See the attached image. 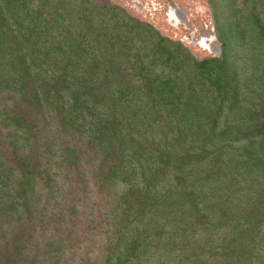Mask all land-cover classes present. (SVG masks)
I'll use <instances>...</instances> for the list:
<instances>
[{
    "label": "trees",
    "instance_id": "16d2710c",
    "mask_svg": "<svg viewBox=\"0 0 264 264\" xmlns=\"http://www.w3.org/2000/svg\"><path fill=\"white\" fill-rule=\"evenodd\" d=\"M205 1L221 55L197 60L110 3L0 0V264L63 254L32 228L84 166L97 264H264V0Z\"/></svg>",
    "mask_w": 264,
    "mask_h": 264
},
{
    "label": "rangeland",
    "instance_id": "374dc122",
    "mask_svg": "<svg viewBox=\"0 0 264 264\" xmlns=\"http://www.w3.org/2000/svg\"><path fill=\"white\" fill-rule=\"evenodd\" d=\"M95 3L121 7L131 17L152 25L164 37L181 43L197 60L221 55L213 13L205 0H95ZM83 170L88 174L84 179L86 186L74 181V173L61 172L53 195L41 198L42 213L32 228L34 245L44 247L48 242H63V254L46 262L30 256L26 264H97L102 259L110 201L94 185L93 167L84 166Z\"/></svg>",
    "mask_w": 264,
    "mask_h": 264
},
{
    "label": "bare ground",
    "instance_id": "6f19581e",
    "mask_svg": "<svg viewBox=\"0 0 264 264\" xmlns=\"http://www.w3.org/2000/svg\"><path fill=\"white\" fill-rule=\"evenodd\" d=\"M211 40V39H210ZM205 47H206V45H205ZM207 50L209 49L208 47L206 48Z\"/></svg>",
    "mask_w": 264,
    "mask_h": 264
},
{
    "label": "water",
    "instance_id": "95a60500",
    "mask_svg": "<svg viewBox=\"0 0 264 264\" xmlns=\"http://www.w3.org/2000/svg\"><path fill=\"white\" fill-rule=\"evenodd\" d=\"M218 49V48H217ZM221 50V47L219 48Z\"/></svg>",
    "mask_w": 264,
    "mask_h": 264
}]
</instances>
